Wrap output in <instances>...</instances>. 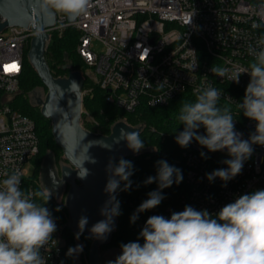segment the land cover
Returning <instances> with one entry per match:
<instances>
[{
	"label": "built area",
	"instance_id": "2783aa9c",
	"mask_svg": "<svg viewBox=\"0 0 264 264\" xmlns=\"http://www.w3.org/2000/svg\"><path fill=\"white\" fill-rule=\"evenodd\" d=\"M261 5L264 0H90L88 11L74 22L56 13V25L48 33L70 27L80 32L77 53L86 67L85 80L97 86L110 105L133 113L144 106H167L184 93L195 98L197 88L211 86L221 92L219 105L232 109L236 130L248 139L255 122L236 104L250 77L242 74L237 84L216 77L210 69L249 67L248 46L264 33V28L253 27L260 22ZM4 21L0 15V23ZM34 36L30 28L20 26L0 32V180L17 171L26 191L34 190L30 167L40 152V140L34 120L15 110L12 102L20 92L24 57ZM194 63L197 67L192 71ZM10 65H16L15 70ZM89 92L83 89L82 98ZM82 115L87 123H96L83 104ZM253 148L242 172L222 187L224 182L219 178L209 182L206 173L226 167L220 160L226 150L209 153L193 141L183 152L188 191L175 211L191 205L216 213L239 195L264 189V146ZM54 218L57 231L42 255L47 264H69L65 231L70 223Z\"/></svg>",
	"mask_w": 264,
	"mask_h": 264
},
{
	"label": "clouds",
	"instance_id": "9594fccd",
	"mask_svg": "<svg viewBox=\"0 0 264 264\" xmlns=\"http://www.w3.org/2000/svg\"><path fill=\"white\" fill-rule=\"evenodd\" d=\"M89 7L90 0H41L42 11L49 14L54 11L70 20L85 14ZM253 27L264 28V5L260 22ZM248 55L252 60L243 70L218 66L210 69L216 77H227L237 84L242 74L250 77L242 100L236 104L246 118L255 122V131L248 139H243V134L236 130L232 109L219 105L221 92L211 86L197 88L195 100L182 103L176 117L179 125H183V130L175 135L181 148L195 141L209 153L226 150L229 158L221 161L226 167L206 173L209 182L217 178L224 182L222 187L242 172L254 152L253 145L264 146V33L257 37L255 45L249 44ZM191 67L193 71L197 63ZM201 128L203 133L199 131ZM120 141H125L134 154L146 146L139 131L130 127L119 130L114 143ZM102 146L111 150L109 145ZM200 155L208 158L204 152ZM86 160L96 163L91 157ZM155 167L156 175L147 177L143 185L156 183L157 188L147 193V199L130 216V223L134 224L141 213L158 207L166 198L164 189L183 181L182 170L166 160L156 161ZM134 171L132 161L110 158L104 187L108 199L100 209L104 219L89 229L92 238L103 241L113 231L114 218L121 215L118 193L132 189L134 182L130 177ZM88 175V169L78 170L80 179ZM21 185L17 171L0 180V264H47L42 250L57 231L53 213L46 206L52 194L47 188L26 191ZM88 223L87 216L79 218L76 239ZM120 248L121 253L108 264H264V189L239 195L216 213L186 205L183 211H174L170 217L149 216L138 239L122 243ZM82 251L83 245H76L69 247L66 255L73 257Z\"/></svg>",
	"mask_w": 264,
	"mask_h": 264
},
{
	"label": "trees",
	"instance_id": "16d2710c",
	"mask_svg": "<svg viewBox=\"0 0 264 264\" xmlns=\"http://www.w3.org/2000/svg\"><path fill=\"white\" fill-rule=\"evenodd\" d=\"M79 39L80 32L71 27L66 28L62 32L54 31L50 34L45 57L55 78L67 77L72 71L85 73L84 61L77 53ZM65 66H68V68L64 69ZM40 85H43V83L30 64L26 52L21 76L20 94L16 96L12 106L15 110L30 117L36 124V131L40 140V152L33 161L34 171L30 177V183H32L34 190L43 191L38 187L40 186L42 168L45 161L41 152L43 148L59 149L61 147L56 146L50 121L44 118L40 112L37 111L35 113L34 107H32L28 99L29 93ZM83 89H90V92L83 97L84 110L96 122L95 124L83 122L84 128L90 132L98 135H110L112 127L120 120H125L132 127L145 126L140 132V137L146 145L145 148L138 155L125 157V159L133 162L135 171L130 179L134 183L131 190L118 193L121 215L117 216L116 230L109 243L110 246L120 248L122 243L138 239L139 232L149 216L164 215L165 217H170L171 213L177 209L182 196L187 193V168L183 161V152L186 148H181L175 142V135L183 130V125H179L180 122L176 117L182 103L193 101L195 98L190 94L184 93L170 101L167 106L156 108L144 106L133 113H127L107 103L105 94L88 78L85 80ZM151 128H155L157 132H152ZM162 133L165 134L164 137L161 135ZM55 157L57 156L55 155L54 159ZM161 159L166 160L170 165L180 168L184 177L183 181L179 185L173 184L170 188L164 189L163 194L166 198L161 204L152 210L141 213L134 224L130 223V216L140 203L147 199V193L157 188L156 183L145 186L143 181L149 176L156 175L155 164L156 161ZM121 187H123V184ZM46 206L52 211L54 217L61 219L63 215L68 214L66 206H56L52 197ZM57 208L60 210L56 211ZM67 229L65 231L66 253L69 247H72L67 239L70 235V231ZM140 243H143L142 239H140ZM67 257L69 264H76L74 256Z\"/></svg>",
	"mask_w": 264,
	"mask_h": 264
},
{
	"label": "water",
	"instance_id": "95a60500",
	"mask_svg": "<svg viewBox=\"0 0 264 264\" xmlns=\"http://www.w3.org/2000/svg\"><path fill=\"white\" fill-rule=\"evenodd\" d=\"M0 15L5 19L0 23V32L8 26L30 28L35 32L31 40L28 59L37 72L44 86L47 88L45 99L37 98V105L46 119L52 122V130L56 143L63 149L65 158L71 164L61 168V176L51 174L48 189L55 194L60 192V185L70 184L66 198V207L70 215V227L78 232V220L81 216L88 217V225L83 234L91 237L89 229L99 220L100 209L108 199L104 187L108 179L106 166L111 159L119 160L134 154L127 148L125 141L114 143L121 128L132 127L121 121L112 127L110 135H98L86 130L81 123L82 119V90L85 76L81 71H72L67 77L55 78L46 61L45 53L50 39L48 30L56 25V12L50 14L41 10V0H0ZM68 19V18H67ZM76 20V19H75ZM75 20L68 19L69 22ZM65 66L64 69H67ZM131 130V129H129ZM109 145V148L102 145ZM94 158L96 163L86 160ZM88 169L86 179H80L78 170ZM118 219L114 218L113 231L106 240L93 239L89 264H100V248L111 242L116 230Z\"/></svg>",
	"mask_w": 264,
	"mask_h": 264
},
{
	"label": "rangeland",
	"instance_id": "374dc122",
	"mask_svg": "<svg viewBox=\"0 0 264 264\" xmlns=\"http://www.w3.org/2000/svg\"><path fill=\"white\" fill-rule=\"evenodd\" d=\"M97 49H98V51L103 50L102 47H98ZM18 94H20V92ZM46 95H47V88L44 86V84L37 86L34 90H32L29 93L28 99H29L32 107H34L35 113L38 111L42 115L41 108H40V106L37 105V98L45 99ZM16 96L14 97V99L16 98ZM48 120L50 121V126H52L51 120L50 119H48ZM84 121H85V117L84 118L82 117L81 123ZM56 146L60 147L57 143H56ZM41 155L45 161H47V160L52 161L53 164L57 168H59V170H61V168L63 166H70L71 165L69 163V161L65 158V154H64L62 148H59V149L58 148H43ZM55 155L57 157H55V159H54ZM227 158H229V157L227 156V153H225V154L221 155L220 160L222 161V160L227 159ZM33 171H34V168L30 167V174L31 175L33 174ZM33 184L38 185L36 183H33ZM38 187L41 188L42 190H44V188L48 189V187H46L45 185H41V183H40V186H38ZM68 192H69L68 188H66V190L64 192L61 191L58 194L51 192V194H52L51 197L53 198L56 206L57 205L60 207L66 206V198H67ZM61 219L70 223L71 219H70L69 212H68V214L63 215L61 217ZM67 230L70 231V235H69V237H67V239H68V242L71 243L72 247H75L76 245H83V251L74 256V259H76V264H89V254H90V248H91L93 239L91 237L85 235V234L80 235V238L76 239L75 237H76L77 232L71 227L68 228ZM99 253H100V257H101L100 258V264H108V261L115 260V258L121 253V248H116V247L110 246L108 244V245L102 246L100 248Z\"/></svg>",
	"mask_w": 264,
	"mask_h": 264
},
{
	"label": "flooded vegetation",
	"instance_id": "af4514ba",
	"mask_svg": "<svg viewBox=\"0 0 264 264\" xmlns=\"http://www.w3.org/2000/svg\"><path fill=\"white\" fill-rule=\"evenodd\" d=\"M53 173H55L58 177L61 176V170H59V168H57L52 161L50 160L45 161L42 168V174L40 180L41 185H45L46 187H48L50 185L51 174ZM66 188L70 190V184L65 182L62 185H60V192L61 191L64 192Z\"/></svg>",
	"mask_w": 264,
	"mask_h": 264
},
{
	"label": "snow or ice",
	"instance_id": "6c2138e0",
	"mask_svg": "<svg viewBox=\"0 0 264 264\" xmlns=\"http://www.w3.org/2000/svg\"><path fill=\"white\" fill-rule=\"evenodd\" d=\"M15 68H16V65H10L9 66V69H11V70H15Z\"/></svg>",
	"mask_w": 264,
	"mask_h": 264
}]
</instances>
